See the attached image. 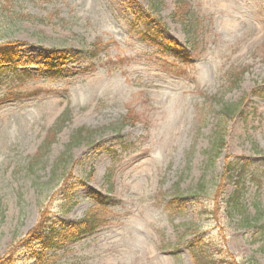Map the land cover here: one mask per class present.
Listing matches in <instances>:
<instances>
[{
	"label": "rangeland",
	"instance_id": "374dc122",
	"mask_svg": "<svg viewBox=\"0 0 264 264\" xmlns=\"http://www.w3.org/2000/svg\"><path fill=\"white\" fill-rule=\"evenodd\" d=\"M149 1L0 0L4 264H264V0Z\"/></svg>",
	"mask_w": 264,
	"mask_h": 264
},
{
	"label": "trees",
	"instance_id": "16d2710c",
	"mask_svg": "<svg viewBox=\"0 0 264 264\" xmlns=\"http://www.w3.org/2000/svg\"><path fill=\"white\" fill-rule=\"evenodd\" d=\"M154 0H150L149 4L151 6H154L153 4ZM175 5V11L173 13V20L178 23L185 36L187 37V43L188 45H198L200 42L201 37V26L202 21L200 20V17L197 15V13H194L190 10L189 4L187 0H173ZM152 10V8H151ZM151 12L148 16H146V23L150 24L153 21V17L151 16ZM23 45L16 42V43H8L0 46V65H6L11 64L14 62L13 59L17 57V49L22 47ZM170 47L174 49V42H170ZM2 71L0 70V74ZM233 78V75L232 77ZM236 81L240 78V76L235 77ZM231 111H229L230 113ZM57 127V126H56ZM55 127V128H56ZM57 129V128H56ZM221 131V129H220ZM55 132V129L51 130V135ZM82 134H77L76 137H80ZM74 142V140H73ZM50 143L47 140L45 144L43 145V148H50ZM224 150V137L222 135L217 134L215 141L213 142L212 149L210 151V158L211 159H218ZM227 167H230L229 170H232L233 165L229 163ZM241 203L238 201L237 194H234L229 201V215L232 217L236 213H239L241 211ZM95 217L94 215L88 216L82 221V227L79 230V234L87 233L88 231H92L94 229L95 225ZM248 223H252L251 221H248ZM257 229L261 228L257 224H255ZM51 225V217L49 215L43 216L42 220L38 223L37 227L31 232V234L28 236V240L30 243H47L50 239V236L46 234L47 231H50ZM193 258L198 261L199 264H210L211 259L209 256L206 255L205 252H199L196 254H193ZM4 259L0 260V264L3 263ZM230 264V263H228Z\"/></svg>",
	"mask_w": 264,
	"mask_h": 264
}]
</instances>
